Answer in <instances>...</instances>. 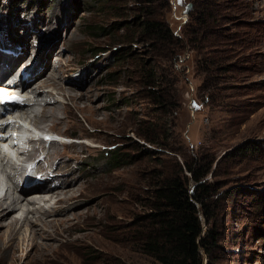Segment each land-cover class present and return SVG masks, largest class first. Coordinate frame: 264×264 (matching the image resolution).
<instances>
[{
	"label": "rangeland",
	"instance_id": "374dc122",
	"mask_svg": "<svg viewBox=\"0 0 264 264\" xmlns=\"http://www.w3.org/2000/svg\"><path fill=\"white\" fill-rule=\"evenodd\" d=\"M190 2L192 9L182 17ZM145 3L33 0L13 8L10 0H0V42L24 54L16 64L1 62L0 68H39L40 77L30 87L42 85L46 94L38 96L32 111L40 117L49 110L53 114L37 128L51 129L73 142L57 144L52 162L62 159L60 166L69 176L64 189L80 190L64 201H72L68 207L59 206L69 213L53 219L62 218L66 229L62 224L64 231L53 236L57 240L44 236L39 242L52 246V256L73 264H153L139 237L153 210L156 182L176 170L177 162L196 159L201 150L213 162L205 180L219 185V195L224 196L212 264H264V0H215L209 45L200 50L188 44L168 50L128 42L127 25L136 24ZM159 6L174 34L185 39L198 1L171 0V5ZM118 22L126 24L115 29ZM51 40L56 45H50ZM130 48L134 52L126 54ZM51 49L53 54L41 60ZM204 56H221V63L206 64ZM150 71L152 81L147 78ZM210 76L217 90L223 89L215 103L207 97ZM151 90L164 100L162 105ZM170 93L174 105L167 104ZM138 132L155 134L158 142ZM113 146L121 148L120 167L103 157Z\"/></svg>",
	"mask_w": 264,
	"mask_h": 264
},
{
	"label": "trees",
	"instance_id": "16d2710c",
	"mask_svg": "<svg viewBox=\"0 0 264 264\" xmlns=\"http://www.w3.org/2000/svg\"><path fill=\"white\" fill-rule=\"evenodd\" d=\"M32 1L10 0V4L13 8H17L22 2H27L28 5ZM144 1L146 2L144 12L137 18L136 24L127 25V30L130 32L126 38L128 42H149L153 47L160 46L168 50H172L173 46L183 49L186 44L194 48L197 47L199 50L208 47L209 40L206 37L211 33L210 29L215 19V0H197L198 7L194 8L193 20L186 26L185 39L178 38L174 34L170 23L161 17L163 13L157 10L158 5L163 7L171 5V0ZM118 23H116L115 29L117 27L121 29L126 24ZM131 52H134L132 48L126 54ZM173 53L176 52L173 50ZM204 60L206 64L210 63L214 66L221 63V56H215V58L204 56ZM206 70L211 72L212 68L208 67ZM153 75L154 73L150 71L147 78L152 81ZM209 78L205 83L208 91L207 97L209 103H215L222 98L223 89L217 90L214 77L210 76ZM152 85L156 86V83H152ZM150 92L151 96H156L155 99H158L162 105L164 100L159 95L157 97V91L151 90ZM168 96L170 98H167V104H176L174 94L170 93ZM202 97L205 98L203 95ZM164 106H166V101ZM138 136L151 143L158 142L155 134L138 132ZM242 148L244 149V147ZM248 148L251 147H246V150ZM103 157L114 168L120 167L121 148L118 146L108 148ZM212 164L210 156L200 150L196 159H185L183 165L177 162L176 170L165 172L157 180L150 201L153 210L145 217L147 222L139 237L143 251L153 260V264H205L206 256V264H212L214 252L219 245L220 234L217 229V221L220 216L221 201L224 197L219 195V185L205 180L212 169ZM186 171L190 175L186 174ZM191 182H194L193 189ZM239 188L234 191H226L225 196H231L239 191ZM201 216L205 220L206 229H204Z\"/></svg>",
	"mask_w": 264,
	"mask_h": 264
},
{
	"label": "bare ground",
	"instance_id": "6f19581e",
	"mask_svg": "<svg viewBox=\"0 0 264 264\" xmlns=\"http://www.w3.org/2000/svg\"><path fill=\"white\" fill-rule=\"evenodd\" d=\"M50 45H56L54 40L50 41ZM52 52L53 49H51V51L47 54L44 53L41 60L45 61L51 56V54H53ZM15 58L16 60H14ZM22 59L23 56H13L12 58L11 56L0 52V63H10L11 61H14V64H16ZM14 68L15 65L12 68L7 67V69L4 70L0 68V87L6 89L9 88L6 81L10 79L11 76L8 72H10V70H14ZM30 68L31 67L28 68L29 72L32 70H36V72H33V75L31 73V76L27 78H23L21 80V87L24 88L25 92L31 94V96L28 95V97H30L29 102L20 107L19 114L21 117L28 119L37 127V123H39V121H47L48 115L53 113H51L50 110L48 112L46 111L44 115L42 114V117L36 115V112L33 113V108L38 106L39 103L38 96H45L46 93L43 91L42 85L38 84L40 87H30V83L40 77V72L38 71L39 68H33L31 70ZM26 71L27 69L24 70V73L20 74L21 78L24 76ZM14 75H16V71L13 72V76ZM53 119L54 115L51 120ZM56 119L57 118H55V120ZM28 144L29 146H35H33L32 149H28L24 154L28 158H32L39 149V147H37L39 142L28 141ZM57 144L59 143H52L50 147V150L52 149L51 153H48L37 162L36 169L38 173H42V181L34 186L22 187L20 183H17L18 181L15 180L14 175L11 173L8 174L6 170L0 168V172L5 174L8 179H6L7 183L5 184L6 191L0 198V264H22V258H26V263L24 264H28L30 262H32V264H73V261L69 262L66 257L59 258L52 256L54 253L53 248H51L52 246H45L42 245L43 243L41 244L39 242V239H43L44 236L47 239L57 240V238H53V236H60L61 232L64 231L63 229H66V227H64L65 222L60 220L62 218H58V221H53V219L56 215H59V213H69L70 209L62 210L59 206H62V208L63 206L68 207L69 203L72 201H68L66 204L64 201L71 200V198L76 197L78 191L80 190L75 189L74 186L66 190L64 189L65 185H68L66 179L69 178L68 174L65 175L64 172L57 173L55 176L49 175V170H61L57 166V163L59 166L63 165L62 159L52 162V159L55 158L54 151L56 150ZM67 145H71V143ZM47 162H49V164L46 166L45 164ZM60 167L62 168V166ZM54 179H58L60 184L58 185L53 183ZM58 188L59 190H56ZM38 207L42 208L39 209ZM57 207H59V209H56ZM35 225H37V228ZM60 226H62L63 229L60 230Z\"/></svg>",
	"mask_w": 264,
	"mask_h": 264
},
{
	"label": "water",
	"instance_id": "95a60500",
	"mask_svg": "<svg viewBox=\"0 0 264 264\" xmlns=\"http://www.w3.org/2000/svg\"><path fill=\"white\" fill-rule=\"evenodd\" d=\"M192 3L190 2V3H188L187 5H186V7H185V9H183V11L181 12V16L182 17H187L188 16V14H189V12H190V10L192 9ZM186 20V19H185ZM201 218H202V220H203V222H204V225H205V220H204V218L201 216Z\"/></svg>",
	"mask_w": 264,
	"mask_h": 264
},
{
	"label": "snow or ice",
	"instance_id": "6c2138e0",
	"mask_svg": "<svg viewBox=\"0 0 264 264\" xmlns=\"http://www.w3.org/2000/svg\"><path fill=\"white\" fill-rule=\"evenodd\" d=\"M4 100H19V97H4ZM46 139H49L46 137Z\"/></svg>",
	"mask_w": 264,
	"mask_h": 264
}]
</instances>
